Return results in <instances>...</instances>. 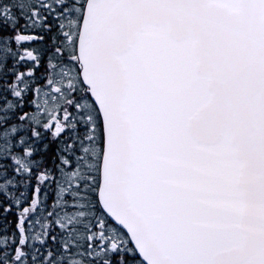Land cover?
I'll list each match as a JSON object with an SVG mask.
<instances>
[{
	"label": "snow or ice",
	"instance_id": "1",
	"mask_svg": "<svg viewBox=\"0 0 264 264\" xmlns=\"http://www.w3.org/2000/svg\"><path fill=\"white\" fill-rule=\"evenodd\" d=\"M0 264H264V0H0Z\"/></svg>",
	"mask_w": 264,
	"mask_h": 264
}]
</instances>
